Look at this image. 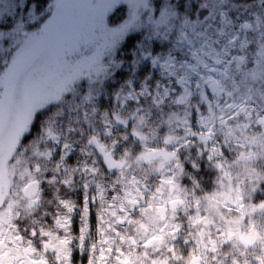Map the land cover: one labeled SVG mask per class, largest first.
I'll return each instance as SVG.
<instances>
[{
    "label": "snow or ice",
    "instance_id": "1",
    "mask_svg": "<svg viewBox=\"0 0 264 264\" xmlns=\"http://www.w3.org/2000/svg\"><path fill=\"white\" fill-rule=\"evenodd\" d=\"M0 264H264V0H0Z\"/></svg>",
    "mask_w": 264,
    "mask_h": 264
}]
</instances>
